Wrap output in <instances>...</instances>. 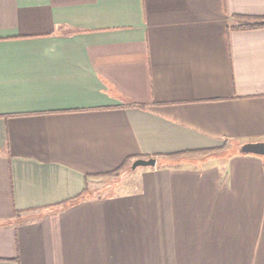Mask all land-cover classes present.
I'll use <instances>...</instances> for the list:
<instances>
[{
	"label": "crops",
	"instance_id": "crops-1",
	"mask_svg": "<svg viewBox=\"0 0 264 264\" xmlns=\"http://www.w3.org/2000/svg\"><path fill=\"white\" fill-rule=\"evenodd\" d=\"M258 19L0 0V264H264V156L240 152L264 142V26L237 28Z\"/></svg>",
	"mask_w": 264,
	"mask_h": 264
},
{
	"label": "water",
	"instance_id": "water-1",
	"mask_svg": "<svg viewBox=\"0 0 264 264\" xmlns=\"http://www.w3.org/2000/svg\"><path fill=\"white\" fill-rule=\"evenodd\" d=\"M240 152L244 154L264 156V142L245 143L240 147ZM155 165L156 159L153 157L138 158L130 163L128 170H135L138 167H154Z\"/></svg>",
	"mask_w": 264,
	"mask_h": 264
},
{
	"label": "rangeland",
	"instance_id": "rangeland-1",
	"mask_svg": "<svg viewBox=\"0 0 264 264\" xmlns=\"http://www.w3.org/2000/svg\"><path fill=\"white\" fill-rule=\"evenodd\" d=\"M227 153H228V151H227ZM128 166L125 169V171H129ZM138 168H141V167H138ZM123 170H124V168H122L120 171H118L115 174L106 175V176L99 177L98 179H96L97 180V182L95 183L96 189L102 188L101 189L102 192H103V190H104V192H112V190L116 191V188L118 186L117 184L122 180Z\"/></svg>",
	"mask_w": 264,
	"mask_h": 264
},
{
	"label": "trees",
	"instance_id": "trees-1",
	"mask_svg": "<svg viewBox=\"0 0 264 264\" xmlns=\"http://www.w3.org/2000/svg\"><path fill=\"white\" fill-rule=\"evenodd\" d=\"M262 26H264V19H258V20L253 21V23L238 26L237 28L247 29V28H257V27H262Z\"/></svg>",
	"mask_w": 264,
	"mask_h": 264
}]
</instances>
